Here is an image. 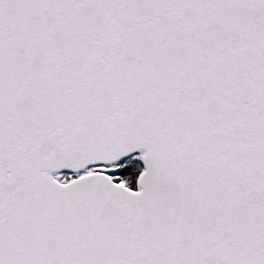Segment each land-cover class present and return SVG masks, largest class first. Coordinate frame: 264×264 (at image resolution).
<instances>
[{
	"label": "snow or ice",
	"instance_id": "snow-or-ice-1",
	"mask_svg": "<svg viewBox=\"0 0 264 264\" xmlns=\"http://www.w3.org/2000/svg\"><path fill=\"white\" fill-rule=\"evenodd\" d=\"M0 264H264V0H0Z\"/></svg>",
	"mask_w": 264,
	"mask_h": 264
}]
</instances>
